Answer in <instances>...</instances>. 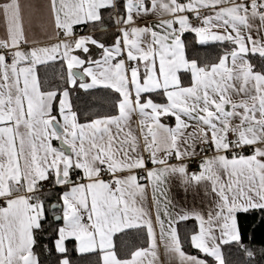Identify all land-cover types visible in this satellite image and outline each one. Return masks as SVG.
I'll use <instances>...</instances> for the list:
<instances>
[{
	"label": "snow or ice",
	"instance_id": "snow-or-ice-1",
	"mask_svg": "<svg viewBox=\"0 0 264 264\" xmlns=\"http://www.w3.org/2000/svg\"><path fill=\"white\" fill-rule=\"evenodd\" d=\"M48 5L58 42L36 46L26 33L22 0H0L6 34L0 38V264H42L36 249L46 225L55 233L56 264H71L69 240L80 253L98 252L100 264H161V244L179 264H208L184 251L175 225L190 219L198 227L190 244L199 253L225 264L221 247L235 243L246 264H258L239 218L264 212V0ZM104 10L119 32L111 45L75 32L77 25H102ZM150 14L167 18L154 27L136 25ZM186 33L201 45L233 47L217 62L201 64L186 56ZM58 58L66 86L44 89L37 66ZM96 88L118 94L115 114L81 123L72 93ZM169 118L174 127L164 123ZM197 145L212 155L190 171ZM171 177L186 192L202 187L207 211L181 208L173 215L169 206H176L162 187ZM44 182L59 189L55 203ZM149 185L159 233L143 206ZM127 229H146L148 246L120 258L113 236ZM259 252L264 261V249Z\"/></svg>",
	"mask_w": 264,
	"mask_h": 264
},
{
	"label": "trees",
	"instance_id": "trees-1",
	"mask_svg": "<svg viewBox=\"0 0 264 264\" xmlns=\"http://www.w3.org/2000/svg\"><path fill=\"white\" fill-rule=\"evenodd\" d=\"M109 11L110 10L103 11L104 20L102 25L97 24L94 28L92 26L82 25L78 27V30L85 32L112 27L114 23L108 18ZM194 35V33H186L187 53L191 57H196L199 60L208 62L216 60L225 50H228L226 48L227 44L222 45L219 42H209L203 45L198 44ZM252 63L259 66L261 62L257 57H253ZM37 74L44 89H62L66 86L64 79H62V77L66 78V66H62L60 59L49 62L47 65H39L37 67ZM117 97V93L104 88L90 89L88 91L76 89L72 93L74 110L78 112L80 122H87L88 119L95 118L99 115L115 114ZM247 150L248 149L244 150V152ZM44 191L49 193V203H55L57 201L56 193L59 189H53L51 187ZM48 219L49 221H52L51 212L48 214ZM239 219L243 230V242L256 252L255 259L258 264H264L259 252L260 249H264V212L256 210L254 213L242 214ZM53 226H55V224ZM46 229L47 230L40 239V246L37 247L36 251L42 264H56L57 257L60 254L55 252L52 243L55 233L52 231V228L47 225ZM44 245H47L52 251L49 252L45 250ZM146 245V229H127L124 233H118L115 236V250L117 251V254L123 258L129 257L132 251ZM183 247L187 251L209 259V257L204 256V254L199 253L198 250L191 247L188 237H183ZM67 248L69 250L68 257L71 260V264H100V256L98 252L85 254L79 253L76 250L74 240H69L67 242ZM223 254L225 264H246L247 258L235 243L223 245Z\"/></svg>",
	"mask_w": 264,
	"mask_h": 264
},
{
	"label": "crops",
	"instance_id": "crops-1",
	"mask_svg": "<svg viewBox=\"0 0 264 264\" xmlns=\"http://www.w3.org/2000/svg\"><path fill=\"white\" fill-rule=\"evenodd\" d=\"M22 4L24 5V17H25V29L26 33L29 37L30 41H34L36 46H47V45H52L58 42V38L56 36V30L54 28V25L51 23L50 20V12H49V5H48V0H22ZM207 11V10H206ZM167 17H159L157 15L150 14L146 17L138 18L136 20V25L140 27L144 26H149V27H154L157 23H159L160 19H166ZM82 25H77L74 26L75 32L78 35H84V34H91L94 36V38L100 39L107 45H111L116 36L119 35L118 29L115 26V24L110 27V28H105V29H97V30H90V31H85L81 32L79 31L78 27ZM214 31H222V29H213ZM5 27H4V22L3 19L0 18V38L5 37ZM195 36V35H194ZM60 38H63L62 35ZM185 42H186V56L189 59H197L196 57H191L187 53V40H186V34L184 36ZM227 49L230 50L233 45L227 44L226 45ZM93 54L98 58V50L93 48ZM59 59V58H58ZM56 59L55 61H57ZM201 64H211L215 63L218 61V58L216 60L212 61H203L197 59ZM52 62V61H50ZM39 66V65H38ZM37 66V67H38ZM38 76V74H37ZM87 80V78H86ZM185 82L187 83V77L185 78ZM159 100L160 98L157 97ZM138 117H133V120H137ZM81 123H86V122H81ZM164 123L168 124L171 127L175 126V121L173 118L166 119ZM133 127L135 128L136 125L135 123L133 124ZM54 146L60 147L59 141H53ZM248 150L244 152L245 155H250L251 154V148H247ZM197 152H199V145H197ZM145 155V154H144ZM212 154L208 155L209 157ZM170 163H176L175 160H171ZM149 167H153V165H149ZM226 178V177H225ZM142 183H147L146 181H141ZM163 190L165 192V195L169 199H171L172 204L175 205L176 207L173 208L172 206H169V211L175 215V212L179 211V209L184 208H192L196 207L202 211H207L208 207L210 206V198L205 195L204 189L201 187L199 190H189L185 191L183 184L176 178V177H171L167 181L166 185L162 186ZM161 200H163V197H159ZM143 206L144 208L148 211L150 214L151 218L153 219V223L155 225V215H156V206L153 203V193H152V188L151 185L148 186L146 193H145V199L143 201ZM161 216L163 217V213L161 212ZM166 220V227H167V219ZM156 226V231L159 233V226ZM178 234L181 237L182 244H183V237H188L190 241V235L193 233V230H198L197 223L194 220H187V221H180L176 225ZM118 233H116L113 236V244L115 246V236ZM68 242V241H67ZM67 242H66V247H67ZM75 242V241H74ZM76 244V242H75ZM148 246V243L146 246L139 247V248H146ZM184 248V247H183ZM138 249V248H137ZM136 250V249H135ZM184 251L188 254L191 255H198L196 253H192L190 251H187L184 248ZM221 251L223 253V245L221 247ZM80 253V252H79ZM87 253H93V252H87ZM85 254V253H82ZM203 254V253H202ZM224 255V254H223ZM119 256V255H118ZM200 258L206 259L208 261V264H216L213 258L209 257L205 258L203 256L198 255ZM120 257V256H119ZM123 258V257H120ZM127 258H130L127 257ZM159 258L161 261V264H179V260L176 257H171L165 254L163 245H160L159 248ZM147 264V262H145Z\"/></svg>",
	"mask_w": 264,
	"mask_h": 264
},
{
	"label": "built area",
	"instance_id": "built-area-1",
	"mask_svg": "<svg viewBox=\"0 0 264 264\" xmlns=\"http://www.w3.org/2000/svg\"><path fill=\"white\" fill-rule=\"evenodd\" d=\"M206 11V10H205ZM190 19L192 20V22L194 23V24H199V21H197L194 17H191L190 16ZM202 146L201 145H199V152L198 153H200V148H201ZM246 150V149H245ZM145 154V156H147L148 154L147 153H144ZM210 154H212V152H211V150H209L208 148H205V151L203 152V153H200L199 155H197L196 157H194L193 159H191V160H189V161H187V163L189 164V170L190 171H197L198 170V164L200 163V160H201V158L203 157V156H208V155H210ZM149 165H150V163H149ZM148 165V166H149ZM45 183V188H44V190H47V189H49V188H51V185L49 184V182H44Z\"/></svg>",
	"mask_w": 264,
	"mask_h": 264
}]
</instances>
